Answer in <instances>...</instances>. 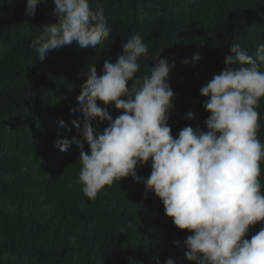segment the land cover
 Here are the masks:
<instances>
[{
	"label": "trees",
	"instance_id": "trees-1",
	"mask_svg": "<svg viewBox=\"0 0 264 264\" xmlns=\"http://www.w3.org/2000/svg\"><path fill=\"white\" fill-rule=\"evenodd\" d=\"M101 3L110 26L102 46L76 42L35 56L30 42L42 25L58 23L52 0L26 16V0H0V264H191L184 240L189 233L166 217L163 203L131 178L106 186L95 200L82 193L79 150L54 146L82 132L77 96L88 66L115 63L122 46L139 33L149 55L137 76L150 73L159 55L175 63L169 76L175 108L169 126L175 137L185 126L206 131V98L200 89L226 67L232 43L251 55L264 43V0H90ZM199 52L201 60L184 66ZM98 105L104 107L98 101ZM115 119L120 112L108 106ZM258 139L264 143V98L258 108ZM189 113L194 119L189 120ZM64 125H60V121ZM107 122H93L102 132ZM85 152L88 145L83 143ZM150 163L137 168L148 177ZM264 189V162L261 165ZM264 226L249 229L245 239Z\"/></svg>",
	"mask_w": 264,
	"mask_h": 264
},
{
	"label": "clouds",
	"instance_id": "clouds-1",
	"mask_svg": "<svg viewBox=\"0 0 264 264\" xmlns=\"http://www.w3.org/2000/svg\"><path fill=\"white\" fill-rule=\"evenodd\" d=\"M41 3L26 0V16H35ZM58 23L42 25L30 42L42 61L49 51L76 42L81 48L102 46L110 36L105 9L90 0H52ZM226 67L200 89L208 113L206 131L185 126L174 137L169 126L175 95L169 76L175 68L160 55L150 73L137 76L139 60L149 55L148 45L133 34L122 46L115 63L105 61L101 74L96 63L88 66L87 79L77 96L82 132L80 140L57 139L54 146L66 152L79 150V183L82 193L95 200L106 186L131 178L145 186V198L154 193L174 226L192 233L184 240L186 259L191 264H264V226L245 239L249 229L264 222V189L261 165L264 143L258 139L264 98V43L249 54L232 43ZM199 52L184 66L201 60ZM98 101L104 105H98ZM108 106L120 112L115 119ZM189 120L193 114L189 113ZM107 122L102 132L93 122ZM60 125L64 122L61 120ZM83 143L88 145L85 152ZM150 163L146 178L138 167ZM159 264V262H157ZM165 264H174L169 258Z\"/></svg>",
	"mask_w": 264,
	"mask_h": 264
}]
</instances>
